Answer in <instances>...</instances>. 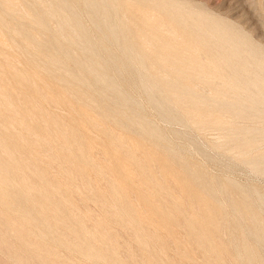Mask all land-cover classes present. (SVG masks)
I'll use <instances>...</instances> for the list:
<instances>
[{
	"label": "bare ground",
	"instance_id": "1",
	"mask_svg": "<svg viewBox=\"0 0 264 264\" xmlns=\"http://www.w3.org/2000/svg\"><path fill=\"white\" fill-rule=\"evenodd\" d=\"M47 1H48L47 8H42L39 6L32 7L31 9H29L31 13V19H29L30 17L27 16V20L30 21V23H32L31 25H34L35 27H37L39 32L41 31L42 34L44 35V39L42 42L35 43V46L38 52L41 54H44L45 56L44 63L46 65L47 64L48 65H52V64L58 65V67L61 69L60 73H62V77L60 78V80L67 83L68 85L76 84L80 86L81 88H83L84 93L88 94L89 97H92L94 99L95 108L100 112V114L106 117L110 116V117L116 118L115 120L118 126L121 127L125 132L127 133L131 132L132 135L135 134V136L138 137L142 141L143 140L146 141L147 139L145 137L147 136L148 139L151 141V145H153L156 149H160V152L162 151L163 153L162 156L161 155L159 156L160 160L158 161V164L162 167L163 171H166L169 167L173 165L178 166V168L185 175V176L183 175V177H185L184 182H183L185 200L192 207L200 208L203 210V213L199 215L192 213L191 212L192 208H188V210L190 209L189 211L186 210L182 206L183 204L180 202L179 200L180 198H174L170 196V194L167 192V187L165 189L163 185L159 183H154L152 181L149 170L145 168V163L144 165L141 166L136 162V159H135L136 152H134V150L128 149L125 151H120L121 146L119 145V142L115 140L113 138V135L111 136L109 132L103 131L106 137V142H105L106 149L109 151V154L111 153L110 163L113 165L111 172H113V174L116 177L118 178L120 177L119 179L120 181L113 179L114 181L111 182L110 184H108L107 182L106 184L104 183L105 185L107 184L109 185V189L107 190H110V192L112 193L114 197L116 204L118 205L117 210H115V208L113 209V211L115 210L114 215H113L114 216L113 221L116 222L122 229H127L129 226H132L134 229V235L132 234L133 235L132 237L135 240L133 241L137 242V244L142 246L144 249H147V244H146L147 242H146L144 234L141 233V230H140L142 224L147 223L148 225L145 224V226H148V227L150 226V228L152 227L153 233H154L155 230L158 231V227L160 226L158 224V220H161V222L164 225H167L168 222L170 221L172 222L174 221L177 222V220L181 221L183 226L185 227L188 240L191 243H193L197 247V249H199V251H202L204 253L206 257L205 264H221V263L224 264L225 260H223L224 261L223 263L221 259H222V256L225 255V252L228 253L227 251L228 249L226 248L227 246H222L221 242L223 241L218 242L216 240L217 238H214V235H213L214 229L216 226L215 217L216 215L220 214L219 212L221 211L220 205L215 201V198H214V195L216 194V192L213 189V186H211L209 183L204 184L205 177L202 171L198 169H194V168H189L187 166L188 163L185 161L186 160L185 155L188 153V150L186 148L176 147L177 149H174L175 147H173V145L171 146L170 145L171 143L170 144H168L169 142L166 143L165 136H164L165 133L163 134L162 131H160L159 129H157L156 127L152 125V122L149 121V119L147 118V115L144 113L143 111L144 109L142 105L139 103L140 101L137 102L135 99H133L130 96V91H136L140 95V97L142 98L143 102L148 107V109L151 112H153V114H155L154 116L157 117L161 122L165 123L168 126L181 127L180 130L171 129L170 130L171 134L174 137L181 139L185 141L186 143H188V145L193 149L192 151H195L198 154H200L202 158L209 160V162L213 164H218L219 166H223L226 169H233V168H238L240 166H243L247 171V175L249 176V179H251V177L252 178H264V153L263 152L260 154L256 153L255 155L251 154L253 153L251 149H252V146L254 147L253 145L255 144L254 141L256 139H264V54L259 49L254 48L252 46H251V49L245 50L243 47H241L242 43L240 41V37L238 34L233 33L230 29L225 28L223 25L221 26L218 24L210 23L209 20L206 19V17L204 18L200 16L199 14H196V15L193 13L190 14L186 10L180 9L179 8L180 5L177 6L176 4H174L175 2L173 3L172 1H169V0H166V1L165 0H132L133 2L141 1L142 3H146L147 5L158 10L169 21V26L173 29L177 28L179 32L184 36L182 38V42L179 45L165 44L163 45L164 49H171L174 52H177L176 49L184 51L188 49L189 46H191V48L194 50L201 49L210 55L212 53L213 55L211 56H213V60H214V55H215V58L217 57L216 60H214L216 62L209 61V65H206V67H203L205 65H203L202 63L200 64H202L203 66L194 64L195 63L194 62L195 59H194L191 61L192 63L190 64V66H192L191 68H194L195 66L196 70L190 71L188 68L189 66L182 65L180 67L181 69L178 68L179 70L177 71V73H175L176 76H174L173 78H170L171 80H169L164 76L163 78H161V76L157 77V76L150 74L147 71L145 60L155 58V60H161V62L162 61L167 62V61H177L178 59H176L174 55H172V57L170 55H168L167 57H160L159 53L158 54L156 53L157 51L155 52L151 51L150 54L148 55L146 54V55H143V57H141L138 46H136V44L133 42V37L126 34L127 30L126 32L124 31L125 24L123 23L122 18L118 16L117 9H119L124 3L126 2L132 3V1L130 0H125V1L124 0H47ZM13 9L14 8H12V10ZM11 14H12L11 10L8 7V4L5 2V0L4 1L0 0V24L3 25L5 22L9 23L10 21H17ZM174 14H177L179 17ZM21 15L22 14L20 13V16ZM172 15H174L175 17ZM23 16L26 17L25 15ZM48 18H53L52 20L55 19V22L57 25L56 28L49 29L50 27H48V23H47ZM25 21H17L19 22V25H18L19 29L12 30L13 32L12 31L11 32L14 35L16 34V36L19 37L20 39L32 43L34 40L30 32L32 28L29 30L30 24ZM170 33H173V32L171 31ZM3 38H6V37H3ZM35 46L34 45L33 47L31 46L32 49H34ZM23 47L26 48L27 46H25L24 44ZM141 49L142 48H140V50ZM27 57H29L28 54H27ZM32 60H35V59L33 58ZM204 61L205 60H203V62ZM33 62L34 61H30L31 64H34ZM180 65H181V62H180ZM38 69L40 68L38 67ZM4 70L11 77V80H12L11 83L12 84L14 83L15 88L14 89L10 88L12 89L11 91H17L20 88L22 89V87L26 85V82L28 81V79H26L27 74L25 75V74L15 73L13 69L12 71L9 68V64H7L6 62L4 64ZM34 73H36V71ZM55 73L57 76L58 75L57 72ZM0 78H3L2 74H0ZM190 79L191 80L195 79V80H200V81H205V82L209 80V82H211L210 85L212 86V89H213V91L211 90L213 92V95L211 97L209 96L208 98L205 95L207 94L210 95V93H204L205 95L203 96L202 93H199V92H202L203 90L195 91L197 88L192 89V87H190V85L186 82V81H189ZM207 87H210V86H207ZM48 88L50 87L48 86ZM205 89L208 90V88L206 87ZM36 90L32 91L33 95L37 93ZM206 92H209V91H206ZM55 96L56 95L47 96V99L50 101H55L56 100ZM41 98L45 99L46 97L42 96L40 97V100ZM26 105H30V101H28ZM35 106L37 105H34V108ZM6 107H7V110H9L8 113L13 112L14 109H16V108L13 109L12 108L13 106L11 107L10 104H8ZM208 107L213 108V113L220 114V115L221 114L230 115V117L236 119L235 122H237V119H240V118L242 120L248 119V122L251 120H253L254 122L252 126L249 125V127H246V128H241L242 126L241 127L239 126L240 128L234 127L232 125L234 123L229 124L225 127V130L227 131L225 143L224 142L219 143L218 141H216L218 142L217 143L218 145H220L221 143H224L225 145L224 148H226L227 146H230L238 151L239 156L236 158V156L234 155L236 158L235 163L230 162V160L221 159L219 155L220 154L219 149L222 147H216L213 145L212 147H214L216 154L210 155L207 149L205 148V146H203L201 143H198L195 140L196 137L194 138L191 131L188 130V117L189 116L191 117L193 114L202 113L206 111L207 109H209ZM68 109L71 110L72 108H68ZM39 110L40 108L37 110V112ZM72 112H74V109ZM79 112L80 113L78 115V120L74 121L72 125L69 126V128L65 127L64 129H62L60 145L58 146L60 149L61 155H54L52 162H54L55 164H58L61 159L65 160L70 166L76 167V168H73V170H75L73 171L74 173L72 172L73 174H75V176H76V172H78L77 176L81 177L84 181H88L87 179L90 176H89V173L87 172H91L92 174V172H95V171L98 172V169L96 166H94V164L92 165V162L89 161L88 155H90L91 146L85 140V136L83 132L85 128L82 130L81 124L88 122L89 124L93 125V123L89 121L90 119L88 120L86 113L84 111L81 110ZM15 115L17 116V114H14L13 116ZM21 115L23 116V119L25 120L26 119L29 120L30 118H32L31 114L29 113V110H23L21 112ZM206 116L208 117L209 115H206ZM34 117H37V116H34ZM217 118H219L218 119L219 121H222V118L221 120H220V117L217 116ZM217 118H214V119L212 118L210 120V124L215 125V127L216 125H220L221 123L217 120ZM40 119L41 118H39V120ZM40 122L43 125V122L41 120ZM226 123L228 124V122ZM53 124H54V121H52V125ZM198 125H202V124L199 123ZM133 126L135 127V129H133ZM8 127L11 128L10 125ZM44 128L46 129L45 126ZM97 128L99 129L102 127H97ZM218 128L219 127H216L215 129H218ZM221 128L223 129V127H220L219 129L221 130ZM25 132L27 133V131ZM88 135L90 134L88 133ZM114 136L116 137V135ZM43 139H46V138H43ZM11 146L12 145H11L10 138H8L6 129H4L2 132H0V154L4 155V157L3 156L1 157L0 155V204H2L3 202L7 200H10L13 202L12 207L15 210L18 209L19 207L21 208L20 205H24L25 214L26 215L34 214L36 216V218L34 219L37 222V224L41 226L42 229H44V232L42 231L44 235H42L41 237L37 235L39 237L38 240L31 241L28 233L25 232L26 230L23 227L22 223L11 220L9 217H7V219L6 218L0 219V233L4 231L5 232L10 231L15 236L19 244V248L23 252L28 254L31 260L33 259L38 264H50L46 262L43 255L48 256L49 254H51L50 256H52L51 250H48V249L42 250V246L40 245L42 244L43 240H45V238L50 239L56 245H59L62 243L61 239L54 235L51 223L54 219V216L58 212L61 213L64 210V205H63L64 201L63 203L61 201H55V203L53 204L51 203L52 198L55 193L54 191L55 188L49 187L47 186V184H45L43 175H34L33 173L29 174L31 177L36 179L35 180L36 184L31 183L25 175L21 176V178L18 180V185L16 188L12 187L9 184L7 175L11 173L12 171L17 170L18 167L22 165L21 160L15 159L11 155L12 152L9 150V147ZM123 146L125 145L123 144ZM98 149H101V148H98ZM101 150L105 152V150L103 149ZM48 152L50 153L51 151L49 150ZM154 156H158V155H154ZM99 160H102V159L100 158ZM106 160L109 161L108 159ZM125 160L128 163H132V164L135 163V165L141 171V177H139L141 178V181L135 182L136 181L135 180L134 182L130 183L131 184L130 190L137 191V193L139 194V198L142 202L140 204L144 205L145 210L147 209L151 211V209L156 206V205L152 206L153 197H154L153 194H155L158 197L164 198V200L169 199V201H167L168 203L165 202L166 205L165 207H163V210L160 211L161 213L159 212L160 213L159 217L157 216L154 217L151 214L152 212H150V214H148L150 215L148 216L149 217L148 218L147 216H145L146 215L145 212H143L145 214L144 215L143 213H140L139 211H137L135 207L133 206V204H131L130 200L128 199L127 197L128 193L126 190L128 186H126V184L129 182L128 180H130L129 179L130 174L128 175L129 172H127V170H129L130 168L129 169L125 168L126 166L124 164ZM77 165H82L83 169H80ZM55 168L58 169L57 167ZM107 169H108V166H107ZM135 176L136 178L134 179H137V175ZM94 180L97 183V179L94 178ZM146 184L152 185V188L150 190L151 195L143 194L144 193L143 191H142L143 193L141 192V190H143L141 189V187ZM72 185L69 186V184L66 183L65 186L68 189V187L70 188L72 187ZM86 186H89V185H86ZM248 186L247 184L246 185L244 184V186H242V185L235 184L232 181H226L225 185H223L224 188L223 187L222 188L228 189V190L232 189L236 191L239 195H241V197H243L242 200L245 201V203L242 201L243 204H240L241 207L244 209L245 206H247L248 211L250 212V214L247 213V215L250 216L249 218L251 219L250 222L251 224H253L252 230L249 232L247 230L246 231L248 232L247 237L250 238L251 241L253 242H252L251 247L248 246L251 248V250L245 249V248L243 249V254L245 257L244 262H246V264H264V229H262L263 227L262 228L258 227L260 225L258 223L259 222L261 223V221L256 220L257 217H255L256 216L255 214H258V215H260L259 213L264 214V193H261L260 191L256 190L252 186L251 187L249 186L250 188ZM100 188L101 190H103L102 187ZM246 192L250 196V199H248ZM32 194H37L39 199L34 201ZM73 194H75V191ZM89 195L93 197L91 193H89ZM94 198L100 199V196H95ZM132 198H133V195H132ZM132 198H130L131 201H132ZM92 201L94 202V200ZM102 201H99V203ZM100 204L102 205L104 203H100ZM229 204H230V209L232 208V210H234L235 212V209L238 208L237 204L233 203V201H229ZM105 205H102L104 207L103 209H107L109 206V205L107 206V204ZM113 206H110V209L113 208ZM138 208L140 211H142L141 206H139ZM108 209L107 211H109ZM157 210L158 209H156V211ZM104 212L106 211H103L102 213L104 214ZM110 214H112V212ZM86 217L90 218L88 216ZM245 217H248V216L245 215ZM258 218H261V217H258ZM84 219H85V216H84ZM249 219H245V220L249 221ZM249 223L247 224V226L249 225ZM236 224L238 223H236L235 221L234 225L236 226ZM245 224L246 223H244V225ZM262 224L263 223H261V225ZM81 225L82 224H80V226ZM80 226L79 227L77 226L75 230L70 229L72 230L71 233L74 236V242L66 244L65 247L67 249L74 250L85 256L86 255L90 256L102 262L110 261L113 264H125V263L118 262V260L116 259L117 256L115 257L114 252L110 250H98V249H95L92 245V242L95 240L107 239V242L109 243L110 240H112L113 238L111 239L109 235H108L109 237L107 235L106 237L104 234L99 233V232L95 233V235H91V234L86 235L85 233H83ZM94 230H96V228ZM128 230L126 231L128 232ZM157 234H159V232ZM168 236L166 238L168 240V241L166 240L167 242L171 240ZM244 236H243L244 239H246V234ZM112 241H114V239ZM154 243L156 244V242ZM171 245L170 247H172ZM234 245L235 243L233 242L231 244L232 247H229V246L228 247L232 250V253H233L232 255H235L237 261H239L237 251H236V254L233 252L237 248V247L235 248ZM181 250L179 251L181 252ZM175 253H178V252H173L174 255ZM182 253L183 252H181V255H184ZM229 255L230 254L228 253L225 256H229ZM225 256H223V258H225ZM231 257L232 256H230V258ZM12 258L14 262L22 264V260L20 259V256L18 255V253H13ZM231 259L232 261H234L233 257ZM198 261L200 260L198 259ZM144 262L145 261H143L142 263ZM203 262L204 261H202V263ZM128 264H130V262ZM225 264H229V263L226 262ZM235 264H238V263H235Z\"/></svg>",
	"mask_w": 264,
	"mask_h": 264
},
{
	"label": "rangeland",
	"instance_id": "2",
	"mask_svg": "<svg viewBox=\"0 0 264 264\" xmlns=\"http://www.w3.org/2000/svg\"><path fill=\"white\" fill-rule=\"evenodd\" d=\"M130 1H132V0H130ZM169 1H172L173 3L175 2L174 4H176L177 6L180 5L179 6L180 9L186 10L190 14L191 13H193L195 15L199 14L200 16H202L204 18L206 17V19L209 20L210 23L218 24L221 26L223 25L225 28L230 29L233 33L238 34L240 37V41L242 43L241 47H243L245 50L251 49V46H252L254 48L259 49L264 54V0H169ZM5 2L8 4V7L11 10V13H12L11 15L17 21H25L26 20L25 22L30 24L29 30L32 28L30 30V32H31L32 38L34 39L33 42L30 43L28 41H24V40L20 39L19 37L16 36V34L14 35L12 33L13 32L12 30H18L19 29V26H18L19 22H17V21H10L9 23L5 22L3 25L0 24L1 25L0 26V46L2 47V45H3L2 48L0 47V56H1L0 57V74L3 75V78H0V96H1L0 97V132H2L4 129H6L8 138H10L11 145H12L11 147H9V150L12 152L11 155L15 159L22 161V165H20L17 170L9 173L7 175V179H8L9 184L12 187L16 188L18 185V180L21 178V176L25 175L31 183L36 184V181H35L36 179L31 177L29 174L33 173L34 175H43L44 180H45V184H47V186H49V187L55 188L54 189L55 193H54V196L52 198L51 203L53 204V203H55V201H61L63 203V201H64V204H63L64 210L61 213L58 212L54 216V219H53L54 222L52 221V223H51L54 235L59 237L61 239L62 243L59 245H56L50 239L45 238V240H43V242L45 244L42 242V244L40 245V246H42V250L48 249V250H51V252H52V256H50L51 254H49L48 256L43 255L46 262L50 263V264H53V263L54 264H71V263L72 264H99V263H101V264H113L110 261H106V262L99 261L95 258H92V257L87 256V255L85 256L79 252H76L74 250H69L65 247L66 244L74 242V236L71 233V231L75 230L77 228V226L79 227L80 224H82L80 226V228L83 231V233H85L86 235H88V234L95 235V233L99 232V233L104 234L105 236L109 235L111 237V239L112 238L114 239V241H112L113 239L110 240L109 243L107 242V239H104V240L98 239V240L93 241L92 245L95 249H98V250H110V251L114 252L115 257L117 256L116 259L120 263L128 264L130 262V264H138V263H140V264H173V263H175V264H190V263L191 264H195V263L196 264H205L206 257L204 255V253L202 251H199V249H197V247L188 240L187 235H186V231H185V227L183 226L181 221H178V220H177V222L176 221H174V222L170 221V222H168L167 225H164L161 222V220H158V224L160 226L158 227V231L155 230L154 233H153L152 227L150 228V226L149 227L145 226V224L148 225L147 223L142 224L140 230H141V233H143L145 236V239L147 242L146 243L147 249H144L142 246L137 244V242H134L135 240L132 237L134 235V229L132 226H129L127 229H122L116 222L113 221V219H114L113 215H114L115 210H117L118 205L116 204L114 197H113L112 193L110 192V190H107V189H109L108 184H110L114 180H119L120 177L119 178L116 177L113 174V172H111L112 167H113V165L110 163L111 162V160H110L111 153L109 154V151L106 149V143H105L106 137H105L103 131L109 132V134H111V136L113 135V138L119 142V145L121 146L120 151H125L128 149L134 150V152H136L135 153L136 162L141 166L144 165V163H145V168H147L149 170V172L151 174L152 181L154 183H159V184L163 185V187L165 189L167 187V192L170 194V196H172L174 198H180L179 200L183 204L182 206L186 210H188V208H192L191 212L194 214H198V215L202 214L203 210L200 208L192 207L185 200V194H184V189H183V184H184L183 182H184L185 177H183L184 174L178 168V166L173 165V166L169 167L166 171H163L162 167L158 164V161L160 160L159 156L160 155L162 156L163 153H162V151L160 152V149H156L153 145H151V141L148 139L147 136L145 137L147 140L142 141L138 137H136L135 134L132 135L131 132L130 133L125 132L121 127L118 126V124L115 120L116 118L110 117V116L106 117V116H103L102 114H100V112L95 108L94 99L92 97H89L88 94H85L83 88H81L80 86H78L76 84L68 85L67 83L61 81L60 78L62 77V73H60L61 69L58 67V65H54V64H52V65L47 64L46 65L44 63L45 62L44 54L39 53L38 50L36 49V46H35V43H40L43 41L44 35L42 34L41 31L39 32L37 27H35L34 25H31L32 23H30V21L27 20V16L30 17L29 19H31V13H30L29 9H31L32 7L39 6L42 8H47L48 7L47 6L48 1L47 0H5ZM134 4H136L138 6H136ZM11 7L14 8L13 9L14 11L12 10ZM14 13H16V14H14ZM17 13H19V14H17ZM20 13L22 14L21 16H20ZM117 13H118V16H120L122 18V21L125 24L124 31L126 32V30H127L126 34L133 37V42L136 44V46H138L141 57H143V55L150 54L151 51H153V52L157 51L156 53L157 54L159 53L160 57H167L168 55H170L172 57V55H174L176 57V59H178L177 61H167V62H163V61L161 62V60H155V58L145 60V62H146L145 65L147 66L146 67L147 71L154 76H157V77L161 76V78H163V76H164L167 79L171 80L170 78H173L174 76H176L175 73H177V71L179 70L178 68H180L182 65L183 66H189L188 68L190 71L196 70L195 66H194V68H191L192 66H190V64L192 63L191 61L194 59H195L194 64H197L200 66L205 65L203 67H206V65H209V61L216 62L214 60H216L217 57L215 58V55H214V60H213V56H211V55H213L212 53L210 55L201 49L200 50H194L191 48V46H189V48L184 50V51L176 49L177 52H174L171 49H164L163 45H165V44L179 45L182 42V38L184 36L179 32V30L177 28L173 29L169 26V21L165 18L164 15H162L158 10L147 5L146 3H142L141 1H139V2H137V1L133 2L132 1V3L126 2L119 9H117ZM23 15H25L26 17H24ZM174 15H177V14H174ZM174 15H172V16H174ZM203 15H205V16H203ZM22 17H24V18H22ZM52 19L53 18H48V20H47L48 27H50L49 29H54L57 27L55 19L54 20H52ZM11 27H13L15 29H13ZM171 31L173 33H170ZM2 36L6 37V38H3ZM3 42H4V44H3ZM24 44H25V46H27L26 48L23 47ZM33 45L35 46L34 49H32ZM140 48H142L141 50H143V51H141ZM143 53H145V54H143ZM27 54L29 57H27ZM33 58L35 60H32ZM36 59H37V61H36ZM202 59L205 61L203 62ZM1 60H3V61H1ZM13 60H15V61H13ZM4 61L7 64H9V68L11 70L13 69L15 73L25 74V75L27 74L26 79H28V81L26 82V85L22 87V89L20 88L17 91H11L15 87H14V83L13 84L11 83V81H12L11 77L4 70V64H5ZM27 61H28V63H27ZM30 61H34L33 62L34 64H31ZM38 61H40V62H38ZM180 62H181V65H180ZM200 63H202L203 65ZM28 64H29V66H28ZM41 64H43V65H41ZM164 64H166V65H164ZM36 67H37V69H36ZM38 67L40 69H38ZM54 68H55V70H54ZM53 70H54V72H53ZM22 71L25 73H23ZM35 71H36V73H34ZM55 72H57V74H58L57 76H56ZM194 74H196V73H194ZM30 80L33 82H31ZM186 82L190 85V87H192V89H196V88L199 89V90L196 89L195 91L203 90L204 92L203 91L199 92V93H202L203 96L205 95L204 93H210V95L209 94L205 95L208 98H209V96L211 97L213 95V92H212L213 89H212V86L210 85L211 82H209V80L206 81L208 83H206L205 81H200V80H195V79H192V80L190 79L189 81H186ZM46 84H47V86H46ZM32 86H34L35 88ZM48 86L50 88H48ZM200 86H202V87H200ZM207 86H210V87H207ZM205 87L208 88V90L205 89ZM10 88H12V89H10ZM44 88H45V90H44ZM201 88H203V89H201ZM1 89H2V91H1ZM33 90H36L38 94L36 93L33 95L32 94ZM205 90L209 91V92H206ZM44 92H46V93H44ZM136 93H137L136 91H130V96L133 99H135L137 102L140 101L139 103L142 105V107L144 109L143 111L147 115V118L149 119V121L152 122V125L154 127H156L157 129H159L160 131H162L163 134L164 133L166 134V135L164 134L166 143H168V142H169L168 144L171 143L170 145L171 146L173 145V147H175L174 149L186 148L188 150V153L185 155V159H186L185 161L188 163L187 166L189 168H194V169H198V170L202 171L204 177L207 179L206 180L204 178V184L209 183L211 186H213V189L216 192V194L214 195L215 201L221 207V211L219 212L220 214L216 215V217H215L216 218V226H215L213 235H214V238H217L216 240L218 242L223 241V242H221L222 243L221 245L227 246L226 247L228 249L227 251L230 254L229 256H225L226 254H228L227 252H225V255H223V256H225V258H223V256H222L221 261L224 263L223 260H225V263L227 262L229 264H231V263H233V264H235V263L246 264V262H244L245 257L243 254V249L245 248V249L251 250L250 247H251L252 242H253V241H251L250 238L247 237V233L252 230V225H253L250 222L251 221V219H249L250 216L247 215V213L250 214V212L248 211L247 206H245L246 209L245 208L243 209L240 205V204H243V202L245 203V201L242 200L243 197H241V195H239L236 191H234L232 189H229V190L223 189L224 188L223 185H225L226 181H232L233 183L238 184V185H242V186H244V184L245 185L247 184V186L248 185L250 187L252 186L256 190L260 191L261 193H264V178H252L251 177V179H249V176L247 175V171L243 166H240L238 168H233V169H226L223 166H219L218 164H213V163L209 162V160L202 158V156L200 154H198L195 151H192L193 149L188 145V143H186L185 141H183L181 139L174 137L171 134V131H170L171 129L180 130L181 127H179V126H168L165 123L161 122L157 117L154 116L155 114H153V112H151L148 109V107L145 105V103L143 102L140 95L138 93L137 94ZM49 94L53 95V96L56 95L55 96L56 100L55 101L48 100L47 96H50ZM42 96L46 97V98L45 99L41 98V100H40V97H42ZM28 101H30V105H26ZM77 102H79V103H77ZM93 103H94V105H93ZM8 104H10L11 107L13 106L12 107L13 109L14 108H16V109H14L13 112L8 113L9 110H7V107H6ZM34 105H37V106H35V108H34ZM54 105H56V106H54ZM20 106H22V107H20ZM67 107L72 108L71 109L72 111L74 109V112L69 110ZM37 108L38 109L40 108L39 111L41 113L39 111L37 112V110H38ZM208 108L209 109L206 108L207 110L205 109L206 111H204L202 113L193 114L191 117L190 116L188 117V130L191 131L194 138L196 137L195 140L198 143H201L203 146H205V148L207 149V151L210 155L216 154L214 147H212L213 145L216 147H222V148L225 147L224 143H225V138H226V134H227L225 127L227 125L234 123V124H232L234 127L240 128L242 126L241 128H246V127H249V125L252 126L254 124L253 120L248 122V119L242 120L241 118L237 119V122H235L236 119L230 117V115H228V114H223V115L222 114L221 115L216 114V113H213V108H211V107H208ZM23 110H29V113L31 114L32 118H30L29 120L23 119V116L21 115V112ZM81 110L86 113L88 120L90 119L89 121L91 123H93V125L89 124L88 122L82 123L81 128H82V130L85 128V130H83L85 140L91 146L90 155H88L89 161L92 162V165L94 164V166H96L98 169V172H96L94 170L95 172H92V174H91V172H87V173H89V176H90L87 179L88 181H84L81 177L77 176L78 172H76V176H75V174H73L74 173L73 171H75V170H73V168H76V167L70 166L65 160L61 159L58 163L59 166H58V164H55L54 162H52L54 155H61L60 149L58 146L60 145L62 129H64L65 127L69 128V126H71L74 121H77L78 115L80 113L79 111H81ZM14 114H17V116L16 115L13 116ZM210 114H211V116H210ZM67 115H68V117H67ZM74 115H76V116H74ZM206 115H209V116L207 117ZM34 116L41 118L40 120L43 122V125L45 124L44 126L46 127V129L41 124L39 118L34 117ZM43 116H45V117H43ZM195 116H197V117H195ZM217 116L220 117V120L222 118V121H219L218 120L219 118H217ZM212 118L213 119L217 118V120L221 124L216 125V127H219V128L223 127V129L222 128H221V130L219 128L215 129L216 128L215 125L210 124V120ZM223 119H224V121H223ZM52 121H54L53 125H52ZM206 121H208V122H206ZM226 122H228V124ZM193 123H195V124H193ZM199 123H201L202 125H198ZM9 125L11 126V128L8 127ZM208 126H210V127H208ZM97 127H102V128L98 129ZM89 129H91V130H89ZM133 129H135L134 126H133ZM110 130L113 132H111ZM25 131H27V133ZM15 132H17V133H15ZM224 132H225V134H224ZM88 133L90 135H88ZM27 134H29V135H27ZM93 134H94V136H93ZM114 135H116V137ZM37 137L39 140L37 139ZM118 137H120V138H118ZM43 138H46V139H43ZM220 140H222V141H220ZM132 141H134V142H132ZM216 141H218L219 143L220 142H224V143H221L220 145H218L217 144L218 142H216ZM204 143H206V144H204ZM254 143L255 144H253V145L255 148L252 146L251 151H253V153H251V154L255 155L256 153H258V154H260L262 152L264 153V139H256L254 141ZM123 144L125 146H123ZM134 145H136V146H134ZM98 148L105 150L106 153L103 152L101 149H98ZM222 148L219 149V153H220L219 155H220L221 159L222 160H230V162L235 163L236 162L235 159L239 156L238 151L235 150L233 147H230V146H227L224 149H222ZM49 150L51 151L50 153L48 152ZM57 150H59V151H57ZM92 150H94V151H92ZM100 151H102V152H100ZM44 152H46V153H44ZM39 154H40V156H39ZM0 155H1V157L2 156L4 157V155H2V154H0ZM41 155L43 158L41 157ZM98 155H100L101 157ZM154 155H158V156H154ZM234 155L236 156V158ZM50 157H52V158H50ZM100 158L102 160H99ZM104 159L105 160L108 159L109 161H107V160L105 161ZM94 161H96V162H94ZM125 162H126V160H125ZM125 162H124V164L126 165L125 168H127V169L130 168L129 169L130 171L127 170V172H129L128 175L130 174L129 175L130 180H128L129 182L126 184V186H128V188L126 190L128 193L127 197L130 200L131 204H133L135 209L137 211H139L140 213L145 212L146 215L144 213L143 214L147 217L150 216V215H148V214H150V212H152L151 214L154 217H156V216L159 217V214L161 213L160 211L163 210V207H165V205H166L165 202L169 201V199L165 198L166 200H164V198L158 197L155 194H153L154 197L152 196L153 197L152 206L156 205L158 207L155 206L151 209V211L147 210V209H146L147 210L146 211L144 208V205L140 204L142 202L139 198V194L137 193V191L130 190V186H131L130 183L134 182L135 180H136L135 182L141 181V178H139V177H141V171L135 165V163L132 164V163H128V162L125 163ZM75 163H77V162H75ZM105 163H107V164H105ZM47 166H49V167H47ZM54 166L57 167L58 169H56ZM77 166L80 169H83L82 165H77ZM107 166H108V169H107ZM131 168H133V169H131ZM135 169H137V170H135ZM65 172H67V173H65ZM177 174H179V175H177ZM92 175L95 177H93ZM135 175H137V179H134V178H136ZM130 176H131V178H130ZM73 177L75 178L76 181L74 180ZM94 178L97 179V183L95 182ZM107 178H109L110 180ZM98 179H99V181H98ZM106 182L108 183L107 185H105ZM66 183L69 184V186H71L73 184L74 185V186L72 185L73 188L70 187L71 188V190H70V188L68 187V189H67V187L65 186ZM12 184H14V185H12ZM86 185H89L90 187L86 186ZM106 186H108V187H106ZM100 187H102L103 190H101ZM142 187H141V189H143V190H141V192L143 191L144 192V193L142 192L143 194L151 195L150 190L152 188V185L146 184ZM64 188H66L67 190ZM74 191H75V194H73ZM102 192H103V194H102ZM89 193H91V195L93 197H91L89 195ZM232 194H233V196H232ZM32 195H33L34 201L39 199L37 194H32ZM102 195H103V197H102ZM132 195H133V198H132ZM246 195H247L248 199H250V196L248 195L247 192H246ZM95 196H100V199H95L94 198ZM106 196H107V198H106ZM228 196H230V197H228ZM239 197H241V198H239ZM108 198L111 200H109ZM130 198H132V201ZM227 198H229V199H227ZM92 200H94V202ZM99 201H102L100 203H104L102 205H105V204H107V206L109 205L108 206L109 209L107 208L109 211H107V209H103L104 207L99 203ZM229 201H233V203L237 204L238 208L235 209V212H234V210H232V208L230 209ZM132 202H134V203H132ZM12 204H13V202L10 200H7V201L3 202L2 204H0V219H2V218L7 219V217H9L11 220L22 223L23 227L26 230L25 232L28 233L31 241H36V240H38L39 237L44 235L43 234L44 229H42V227L37 224V222L34 219V218H36V216L34 214L33 215L32 214L26 215L24 205H20L21 208L19 207L18 209L15 210L12 207ZM68 204H70V205H68ZM111 204H113L114 206ZM110 206H113V208H111L112 211L110 209ZM139 206H141L142 211L139 210V208H138ZM98 208H100V209H98ZM114 208H115V210L113 211ZM156 209H158V210L156 211ZM103 211H106V212H104V214H103L102 213ZM110 211L112 212V214H110L111 213ZM259 214L260 215L255 214L256 216L255 215L254 216L257 217L256 220H259V221H261V223H263L262 224L263 226H262L261 223L258 221L259 222L258 224H260L258 227H260V228L263 227L262 229H264V221H263L264 220V216H263L264 214H261V213H259ZM245 215L248 217H245ZM84 216H85V219H84ZM86 216H88L90 218H87ZM258 217H261V218H258ZM245 219H249V221L245 220ZM111 220H112V222H111ZM235 221H236V223H238V224H236V226L234 225ZM244 223H246V224L244 225ZM248 223L251 227L249 225L247 226ZM222 226H223V228H222ZM95 228H96V230H94ZM70 229H72V230H70ZM92 229L94 232L92 231ZM128 229H130V230H128ZM126 230H128V232ZM129 231L130 232L132 231L133 233L132 232L130 233ZM148 232H150V233H148ZM158 232H159V234H157ZM152 233L155 236H153ZM245 234H246V239H244ZM166 235L167 236L169 235L168 237L171 239V240H169V242H167L168 240L166 239L167 238ZM231 236H233V237H231ZM120 237H122V238H120ZM180 237H181V239H180ZM221 239H223V240H221ZM232 241L235 243V245H234L235 248L237 247L235 249V251H233V252L236 254V251H237L239 261H237L235 255H232L233 254L232 250L229 248V247H232L231 246V244L233 243ZM116 242H117V244H116ZM154 242H156V244ZM189 244H191V245L193 244V245L191 246ZM170 245L172 247H170ZM248 246H250V247H248ZM177 247H179V248H177ZM178 249L179 250L182 249L181 252H183L182 254H184V255H181V252ZM172 251L178 252V253H175V255H174ZM13 253H18V255L20 256V259L22 260V264H38L33 259L31 260V258L28 256V254H26L25 252H23L19 248V244H18L15 236L10 231L1 232L0 233V264H19L17 262H14V260L12 258ZM154 256H156V257H154ZM184 256H186V257H184ZM230 256L233 257L234 261H232V259H231L232 257L230 258ZM118 257H119V259H118ZM241 257H242V259H241ZM198 259L201 262L198 261ZM187 260H189V261H187ZM141 261L142 262L145 261V262L142 263ZM202 261H204V262L202 263Z\"/></svg>",
	"mask_w": 264,
	"mask_h": 264
}]
</instances>
